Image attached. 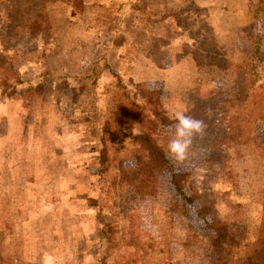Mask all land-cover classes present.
Instances as JSON below:
<instances>
[{"label":"rangeland","instance_id":"rangeland-1","mask_svg":"<svg viewBox=\"0 0 264 264\" xmlns=\"http://www.w3.org/2000/svg\"><path fill=\"white\" fill-rule=\"evenodd\" d=\"M42 1L48 32L0 41V264H244L264 223L258 0ZM185 56L191 82H151ZM177 111L207 125L183 162Z\"/></svg>","mask_w":264,"mask_h":264},{"label":"trees","instance_id":"trees-1","mask_svg":"<svg viewBox=\"0 0 264 264\" xmlns=\"http://www.w3.org/2000/svg\"><path fill=\"white\" fill-rule=\"evenodd\" d=\"M44 3L42 0H0V10L2 9L0 11V41L3 44L9 43L10 41L19 42L20 40L29 39L33 36L35 37L43 32H48L50 22L44 14V10L46 9ZM250 12L253 18L259 21V25L262 28V34L256 37L253 36V43L255 44V54L259 62L264 63V0L251 3ZM196 61L198 67L203 65L200 60ZM225 62L227 61L218 59L214 65L224 71L227 70L223 64ZM220 64H222V66ZM206 65L209 66L211 64L207 63ZM133 106L136 109L139 108L138 105ZM135 139L146 147L150 155L151 171H154V168L157 171H172L171 163L164 150L150 135H138ZM182 177V175L174 172L172 174V182L175 189L182 195H185ZM188 200L189 202L192 201V199ZM215 232L217 237L214 240V244L218 245L228 240V235L224 226L220 225L216 227ZM244 264H264V223L259 248L252 256L244 261Z\"/></svg>","mask_w":264,"mask_h":264},{"label":"clouds","instance_id":"clouds-1","mask_svg":"<svg viewBox=\"0 0 264 264\" xmlns=\"http://www.w3.org/2000/svg\"><path fill=\"white\" fill-rule=\"evenodd\" d=\"M209 112L211 109L208 110ZM207 125L202 119L177 111L174 114V123L168 126L170 139L167 143V154L177 162L188 159L193 147L194 139L203 136Z\"/></svg>","mask_w":264,"mask_h":264},{"label":"crops","instance_id":"crops-1","mask_svg":"<svg viewBox=\"0 0 264 264\" xmlns=\"http://www.w3.org/2000/svg\"><path fill=\"white\" fill-rule=\"evenodd\" d=\"M222 1L223 3H226L227 0H221V2ZM193 2L197 6H201L200 8H205L216 4V0H193ZM243 9L246 10V8ZM173 58L174 60L170 62L171 64H169V66L159 68V72L153 74V76L151 77V82H161L163 80V82L165 83L163 84L168 90L171 89L173 83H175V80L179 83V86L181 84L189 83V79L191 82L192 78H194L192 77V74H195V72L198 70L193 57L185 56L176 61L175 57Z\"/></svg>","mask_w":264,"mask_h":264}]
</instances>
